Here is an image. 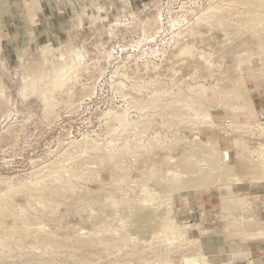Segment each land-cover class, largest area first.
<instances>
[{"label":"rangeland","instance_id":"obj_1","mask_svg":"<svg viewBox=\"0 0 264 264\" xmlns=\"http://www.w3.org/2000/svg\"><path fill=\"white\" fill-rule=\"evenodd\" d=\"M256 241L264 0H0V264H264Z\"/></svg>","mask_w":264,"mask_h":264},{"label":"crops","instance_id":"obj_2","mask_svg":"<svg viewBox=\"0 0 264 264\" xmlns=\"http://www.w3.org/2000/svg\"><path fill=\"white\" fill-rule=\"evenodd\" d=\"M249 247L254 257L264 258V241H256Z\"/></svg>","mask_w":264,"mask_h":264},{"label":"bare ground","instance_id":"obj_3","mask_svg":"<svg viewBox=\"0 0 264 264\" xmlns=\"http://www.w3.org/2000/svg\"><path fill=\"white\" fill-rule=\"evenodd\" d=\"M109 116H110V119H114V118L121 117V115H117V114H114V113H113V114L110 113ZM83 139H84V140H88V137H84ZM86 145L89 146L90 143L86 142ZM115 218H116V217H115ZM107 221H108V220H107ZM114 221H115V219H114ZM106 223H107V222H106ZM114 224H115V223H114ZM119 224H120V223H119ZM119 224H118V225H119ZM109 228H110V227H109ZM108 231H109V230H108Z\"/></svg>","mask_w":264,"mask_h":264}]
</instances>
